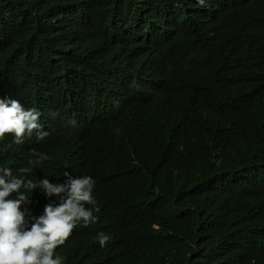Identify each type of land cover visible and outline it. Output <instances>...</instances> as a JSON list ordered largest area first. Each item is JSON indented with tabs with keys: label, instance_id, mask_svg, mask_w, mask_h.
Listing matches in <instances>:
<instances>
[{
	"label": "clouds",
	"instance_id": "9594fccd",
	"mask_svg": "<svg viewBox=\"0 0 264 264\" xmlns=\"http://www.w3.org/2000/svg\"><path fill=\"white\" fill-rule=\"evenodd\" d=\"M46 1L0 0V264H84L78 257L60 256L71 238L86 243L82 255L132 264L148 245L156 252L159 233L175 237V223L187 236L196 234L191 233L201 226L196 221H171L184 211L176 199L181 174L170 173L176 184L170 193L143 178L130 183L126 166L135 165L141 154L115 136L116 149L108 155L96 156L93 163L76 157L52 175L42 162L55 151L45 141L54 134L73 138L92 130L134 100L150 109L148 119L158 117L164 93L180 74L210 79L205 60L228 68L240 60L264 65V26L253 24L240 47L216 26L208 29L210 24L196 21L205 15L203 6L209 7L203 0H98L83 6L73 37L53 31L55 42L45 38L44 26L67 19L70 11L63 5L47 15ZM240 48L255 56L241 55ZM70 62L77 67L85 62L83 74L68 69ZM192 101L194 107L208 106L198 96ZM144 147L153 151L150 141ZM70 154V149L62 153L64 158ZM114 186L121 193L113 194ZM162 219L170 221L160 229L154 221ZM129 221L123 236L112 240L101 232L95 238L96 232ZM197 242L181 257L170 252L159 264H222L230 258L232 250L222 254L216 239Z\"/></svg>",
	"mask_w": 264,
	"mask_h": 264
},
{
	"label": "trees",
	"instance_id": "16d2710c",
	"mask_svg": "<svg viewBox=\"0 0 264 264\" xmlns=\"http://www.w3.org/2000/svg\"><path fill=\"white\" fill-rule=\"evenodd\" d=\"M97 2L47 0L43 13L54 14L63 5L70 13L67 19L46 22L45 38L56 42L58 37L51 35L57 30L63 36L73 37L83 6ZM203 2L209 4L208 9L203 6V13L207 15L208 11V16L197 17L196 21L207 22L208 29L216 26L237 46L248 42L253 24L264 26V0ZM239 52L243 56L251 54L244 48ZM205 62L210 79L190 72L180 74L176 84L164 93L160 114L154 119H148L150 109L137 105L139 100H134L128 110L114 113L92 130H83L73 138L54 134L45 141L55 151L48 154L50 159L42 162L52 175L59 174L76 157L93 163L96 156L108 155L116 149L115 136L141 154L135 165L126 166L131 171L130 183L143 178L148 186L154 185L157 189L165 185L170 193L176 185L169 178L170 173L181 174L176 199L184 203V211L171 221H196L201 226L191 231L196 234L187 236L185 228L175 223V237L167 232L159 233L160 246L156 252L151 253L153 247L148 245L138 257L132 258V264H159L165 255L174 251L181 257L199 245L198 239L201 243L218 240L222 254L232 250L228 261L222 264H264V83L255 84L264 82V65L240 60L228 68L214 59ZM84 64L77 67L70 62L67 66L83 74ZM196 96L208 106L194 107L192 100ZM79 106L75 107L76 111ZM108 127H112L111 132H107ZM145 141H150L152 152L144 147ZM66 149L71 151L68 158L62 155ZM103 188L99 196L106 191ZM111 191L121 193L115 186ZM166 221L170 220L154 223L162 229ZM130 223L98 231L95 238L104 232L115 240L126 234ZM140 231L149 233L142 225ZM85 244L71 238L60 247L59 254L78 257L84 264L114 263L106 255L101 261L88 252L82 255Z\"/></svg>",
	"mask_w": 264,
	"mask_h": 264
},
{
	"label": "bare ground",
	"instance_id": "6f19581e",
	"mask_svg": "<svg viewBox=\"0 0 264 264\" xmlns=\"http://www.w3.org/2000/svg\"><path fill=\"white\" fill-rule=\"evenodd\" d=\"M200 7V6H199ZM203 17V16H202ZM163 28H166L165 26L163 27ZM166 35L164 34L163 35V37H165ZM156 71H157V63L155 62L154 64H153V66H152V73H153V76H155L156 75ZM143 73H144V75H145V77H147L148 78V72L145 70L144 71V68H143ZM228 129V128H227ZM226 131V130H225Z\"/></svg>",
	"mask_w": 264,
	"mask_h": 264
}]
</instances>
